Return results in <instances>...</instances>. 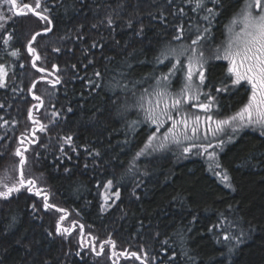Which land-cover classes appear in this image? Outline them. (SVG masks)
<instances>
[{"label":"trees","instance_id":"obj_1","mask_svg":"<svg viewBox=\"0 0 264 264\" xmlns=\"http://www.w3.org/2000/svg\"><path fill=\"white\" fill-rule=\"evenodd\" d=\"M119 2L44 0L50 25L27 10L0 30V64L7 72L0 86V176L12 173L19 180L13 146L36 139L23 169L25 181H36L32 191L25 184L0 198V264H264L261 129L245 127L231 142L227 129L224 146L215 150L232 188L210 170L207 155H182L176 148L148 152L133 166L154 131L144 122L137 97L143 89L151 91L156 78L175 63L162 58L158 64L156 57L167 47L190 44L195 28L207 27L205 13L192 11L185 0H125L123 10L117 9ZM243 2L221 0L211 38L203 43L209 59L201 102L210 93L220 117L236 113L251 94L246 82L232 85L226 60L211 58ZM109 14L112 26L105 19ZM141 25L143 33L137 35ZM181 25L184 35L174 40ZM46 27L51 31L45 33ZM36 33L32 47L40 60L33 67L27 43ZM8 34L13 38L6 45ZM16 49L19 55L12 56ZM126 58L130 68L123 63ZM182 64L184 71L170 77L168 90L182 87L186 58ZM57 76L60 82L51 83ZM117 81L129 89L131 81L139 82L135 95L116 87ZM221 88L227 90L217 92ZM137 120L130 130L129 122ZM68 136L71 144L65 142ZM108 181L120 197L102 211L98 192ZM45 195L54 207L44 208ZM58 225L70 231L57 234ZM226 234L240 236L241 242H226ZM132 252L140 259L121 254Z\"/></svg>","mask_w":264,"mask_h":264},{"label":"snow or ice","instance_id":"obj_2","mask_svg":"<svg viewBox=\"0 0 264 264\" xmlns=\"http://www.w3.org/2000/svg\"><path fill=\"white\" fill-rule=\"evenodd\" d=\"M188 3L192 11L200 12L203 11L205 15L202 19L207 22V27L197 26L195 28V38L191 40L190 44H181L177 47H167L161 52V55L156 57V62L161 63V59H175V63L172 64V67L169 69L167 74H161L160 77L156 78V83L151 91L149 89H143L140 95L137 97L136 106L143 111L144 113V122L150 123L151 125L156 126V131L153 132L147 139V142L139 152L136 153L134 157L133 166L135 159L141 156H144L148 152L153 151H163L166 150L169 145L176 144L179 145L183 141H192L196 136L198 127L200 124V117L195 116L192 118V126L189 128V116L185 113L181 116V119L176 120L173 117V110L179 115L180 109L182 107V102L184 101H197L198 103L193 104V107H198L203 109L206 113L215 104L216 100L210 93H204L205 99L208 100V103L199 102L201 91L200 86L204 84L206 79L205 76V66L208 63L209 57L205 56L203 50V43L209 41L211 38V26L212 21L218 15L215 8L220 7L221 0H185ZM3 4L10 5L11 9H16V14H24L23 9H27L30 12H33L41 20L46 21L49 25L52 23L49 16L44 15L43 12H47L48 9L44 8L42 11H37L41 7L40 0H35V8H32L29 4H24L23 8L18 5L17 0H2ZM213 4L214 7L209 8L207 4ZM126 7L125 0H120L117 4V9L123 10ZM180 13H183V9L178 10ZM131 15V14H130ZM118 16V13H117ZM10 17H5L3 12H0V21H4ZM163 18V16H161ZM106 22L109 26H112L115 23L112 15L109 14L106 18ZM104 21H102L103 23ZM129 27L132 26V20L127 21ZM95 27V25H93ZM227 31V39L223 47L217 46L214 51V55L211 57L213 59H224L229 62V67L227 73L230 77H235L232 80V85H240L242 81L247 82L251 86V95L248 99V102L236 112L233 116L228 117L224 120L215 121V128H212L211 125H208V131H211L212 135L215 137L218 133L225 131V126H229L232 135H229L228 142H231L233 136L242 130L245 127H258L261 129V134L264 135V0H244L241 8L233 14V17L230 19L229 23L225 26ZM4 28V24L0 23V29ZM51 31L50 28L46 27L44 32L47 33ZM178 35L174 36L173 39L180 41L184 35L183 26L177 28ZM143 33V25L140 29L137 30V35ZM40 33H36L32 36V39L28 42V52L34 57L33 67H35V62L40 60V56L37 53L36 48L32 47V43L36 40V37ZM12 35L8 34L4 43L7 45L12 40ZM95 46V45H93ZM56 51H59L57 49ZM134 52L136 50H133ZM12 56L19 55V49L13 50L11 52ZM132 53H129L131 56ZM182 58H186V73L184 77V83L180 89V92L176 96H171L168 91L170 86V77L174 76L177 71H184L185 65L182 64ZM126 67H131L127 63V58L123 62ZM56 67L55 65L53 66ZM75 67V65H73ZM41 72H44L45 69L41 68ZM7 75L5 65L0 64V86L4 85V80ZM151 75V74H150ZM95 76L100 77L101 73L97 71ZM194 77L198 78V82L194 80ZM60 82V77H56L51 83L56 84ZM91 83V81H90ZM132 88L129 89L128 83H121L120 81L116 82V87H120L125 91L131 90L133 95H135V88L137 81H131ZM226 88L217 89V92L226 91ZM155 98V99H153ZM36 99H40L36 97ZM163 102L161 107L160 102ZM170 101V102H169ZM71 111V109H69ZM31 112L29 113V118H31ZM58 115V113H54ZM207 121H212V116L208 115L206 117ZM171 121V127L168 128L166 132L162 135L160 133L161 127L167 122ZM35 123H39L35 121ZM140 121H130L128 127L130 130H134ZM182 126L181 131H177V128ZM46 125L40 124L39 130L41 132L46 130ZM189 131L191 135H189ZM35 135V132H33ZM207 135V132L205 133ZM36 141L33 140L32 143ZM67 144L72 143V137L68 136L65 138ZM23 145V139L20 141ZM225 144V141L221 140L215 147L222 148ZM203 149L205 153L209 156V168L214 171L215 175L220 177L222 181L226 184L227 187L232 188L231 178L229 177L227 171H221V165L216 161V152H208V148H213V145L209 143L207 147L203 144L197 145L192 143L190 147H184L183 152L189 153L192 149ZM27 148L18 147L15 150V155L19 158L18 167L20 169V178L18 181H13L11 186L8 184V180L11 179L7 173L3 176H0V187L4 190H0V198H8L14 192H19L21 188L27 184L28 191H32L33 186L36 181L34 179H29L25 181L23 169L27 164V157L25 152ZM96 155H99L97 152ZM131 170V166H130ZM112 181H108L106 187L110 188ZM234 190V189H233ZM39 195V190L37 191ZM113 196L116 199H119L120 193L114 192ZM47 195L44 196V208L48 209L54 207L47 203ZM109 197H105L107 202ZM34 207V206H33ZM103 210V208H102ZM63 211V210H61ZM61 220H64L65 217L61 216ZM10 226H14L10 225ZM82 228V226H81ZM70 229L63 228L58 225L56 228L57 234L68 233ZM51 235V233H49ZM243 236V232L240 234ZM226 242L235 241L236 244H239L240 236H235L231 234H226L224 236ZM182 242V239H181ZM113 248L115 247L114 242ZM95 252V248L92 249ZM103 247H101V252ZM101 252H96V255H100ZM229 254L233 252V248L228 249ZM113 256L116 255L115 251L112 253ZM126 258L134 257L140 259V256L136 252L132 253H122ZM175 255V254H174ZM47 264V261H45Z\"/></svg>","mask_w":264,"mask_h":264},{"label":"rangeland","instance_id":"obj_3","mask_svg":"<svg viewBox=\"0 0 264 264\" xmlns=\"http://www.w3.org/2000/svg\"><path fill=\"white\" fill-rule=\"evenodd\" d=\"M43 1L44 0H40L41 7L39 9H36L37 11H42L43 12V9H44V6H45V5H43ZM17 3H18V5H20L21 8H23V5L24 4H29L32 8H35V0H17ZM10 8H11L10 5L3 4L2 3V0H0V12H3V14L5 15V17H10L8 19H5L4 21H0V23H3L5 25V23H8L10 20H12L14 18V16L20 15V14H16V11L14 9H11V11H9ZM25 11L27 12V9H23V12H25ZM27 15L28 14H25V16H27ZM226 39H227V32H226ZM226 39H225V41H226ZM224 43H223V45H224ZM227 63L229 64L228 61H227ZM185 72H186V70H185ZM234 79H235V77H234ZM194 80H196L198 82V78L197 77H194ZM200 88H201V86H200ZM180 89L175 87V89H169L168 91L171 94V96L174 97V96H176V95L179 94ZM153 99H155V98H153ZM163 102L164 101H161L160 102L161 107L163 106ZM199 102H201V97H200V101ZM208 102H209L208 100L203 101V103H208ZM247 102H248V100H247ZM195 103H198V102L197 101H184V102H182V107L180 109V114L178 115L174 110H173V113L172 114H173L174 119L179 120V119H181V116L186 113L189 116V128H191V126H192V118H194L195 116H199L200 117V124H199L198 131H197L196 136L193 138L192 141H183L182 140V143L181 144H179V145L171 144V145H169V147L167 149H174V148H176V150H178L179 152H181L182 155L190 154V153H197L198 155L202 156V155H207V153H205L203 151V149H199L198 150V149L194 148L189 153H184L183 152V148L184 147H190L192 143H195L197 145L203 144L205 147H207V145L209 143H211L213 145V148H208V152H212L213 150H216V149L218 150L219 148H216L215 146L221 140H224L227 137L226 136V131H227V129L230 130L229 126H225V131L224 132H221V133H218L214 137L212 135L211 131H208V125L210 124L212 128H215V121L227 119L228 117L233 116L235 113H233V114H231L229 116L220 117L216 112L213 111V109H212L213 105L208 110V112L206 113L203 109H200L198 107H193V104H195ZM142 114L144 115L143 111H142ZM208 115H211L212 116V121H210V122L206 120V117ZM36 125H38V124L36 123ZM151 126L153 127V130H154L153 132H155L156 131V126L155 125H151ZM169 127H171V121H167L163 125V127H161L160 133H158V135H162L164 132H166L168 130ZM254 128H256V127H254ZM181 130H182V126L179 127V128H177V131L178 132L181 131ZM206 132H207V135H205ZM189 135H191V132L190 131H189ZM33 140L36 141L35 137H30L29 138V141H26L25 143H23V145L20 146V148H22V150L24 148H27L28 149L25 152V156L27 157V164L29 163V159H28L29 156H28V154L31 151V147L33 145H35V143H32ZM16 148H18V146L17 145H14L13 146V151L14 152H15ZM206 158H207V160H209V156L208 155L206 156ZM18 161H15L13 163H15V164L17 163V165H18ZM24 169H27L26 166L24 167ZM18 171H19V167H18ZM10 177H11V179L8 180L9 186H11V184L14 181L13 178H12V173H11ZM106 185H104L100 189V191L98 192V197L100 199L101 210L103 208L102 211L108 210L115 203V201H116V198L113 196V193L116 192L113 189V185H111L110 188L106 187ZM0 190H4V189L2 187H0ZM106 196L109 197V199H108L107 202L105 201V197ZM95 249H98V248H95Z\"/></svg>","mask_w":264,"mask_h":264},{"label":"water","instance_id":"obj_4","mask_svg":"<svg viewBox=\"0 0 264 264\" xmlns=\"http://www.w3.org/2000/svg\"><path fill=\"white\" fill-rule=\"evenodd\" d=\"M14 10L16 11V9H14ZM34 35H35V34H34ZM31 39H32V38H31ZM27 49H28V44H27ZM39 126H40V125H39ZM39 126H38V127H39ZM19 174H20V169H19ZM121 254H122V253H121Z\"/></svg>","mask_w":264,"mask_h":264},{"label":"bare ground","instance_id":"obj_5","mask_svg":"<svg viewBox=\"0 0 264 264\" xmlns=\"http://www.w3.org/2000/svg\"><path fill=\"white\" fill-rule=\"evenodd\" d=\"M34 35V34H33ZM35 83V82H34ZM34 85V84H33Z\"/></svg>","mask_w":264,"mask_h":264}]
</instances>
